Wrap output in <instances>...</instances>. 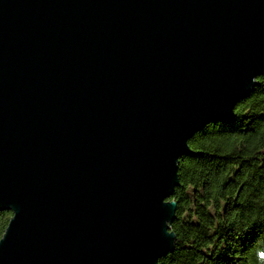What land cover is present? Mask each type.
I'll return each instance as SVG.
<instances>
[{"label":"water","instance_id":"95a60500","mask_svg":"<svg viewBox=\"0 0 264 264\" xmlns=\"http://www.w3.org/2000/svg\"><path fill=\"white\" fill-rule=\"evenodd\" d=\"M264 76V0H0V264H159L178 161Z\"/></svg>","mask_w":264,"mask_h":264},{"label":"trees","instance_id":"16d2710c","mask_svg":"<svg viewBox=\"0 0 264 264\" xmlns=\"http://www.w3.org/2000/svg\"><path fill=\"white\" fill-rule=\"evenodd\" d=\"M178 161L171 230L159 264H264V76L234 108L206 125ZM11 213L0 212V238Z\"/></svg>","mask_w":264,"mask_h":264}]
</instances>
